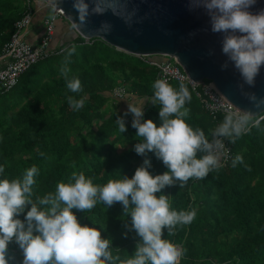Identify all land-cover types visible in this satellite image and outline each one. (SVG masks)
Masks as SVG:
<instances>
[{"label":"trees","instance_id":"obj_1","mask_svg":"<svg viewBox=\"0 0 264 264\" xmlns=\"http://www.w3.org/2000/svg\"><path fill=\"white\" fill-rule=\"evenodd\" d=\"M24 12V0H0V58ZM73 44L76 51L69 57ZM66 59L82 92L73 93L66 87L60 74ZM157 79L156 68L98 39L86 43L79 36L53 50L0 97V166L5 168L0 179L22 178L26 169L35 166V199L55 192L59 182H70L73 172H82L103 186L109 179L131 178L145 159L150 160L149 171L154 176L168 171L153 153L140 156L134 151L141 141L132 121L126 123L125 133L118 131L116 120L124 114L118 112L112 96L115 88L125 86L131 94L149 100ZM184 84L191 94L185 105L190 113L184 119L211 140L209 130L215 129L224 115L212 117L189 84ZM170 85L179 90L180 83ZM69 96L87 99L82 108L73 110ZM147 119L159 125V105L148 102L144 109ZM227 141L234 157L241 155L243 163L232 167L231 161L203 180L189 179L184 187L177 182L156 194L168 196L173 210L196 212L192 223L177 227L174 235L164 230V238L183 252L180 264H264V121L258 127L250 126L235 143ZM30 207L18 218L23 220ZM106 207L97 203L89 212L73 211L82 225L98 228L103 238L112 241L113 255L121 260L130 258L140 240L130 230L131 217L124 215L119 202ZM9 255L15 256L12 264H22L23 255L15 242L9 245Z\"/></svg>","mask_w":264,"mask_h":264},{"label":"clouds","instance_id":"obj_2","mask_svg":"<svg viewBox=\"0 0 264 264\" xmlns=\"http://www.w3.org/2000/svg\"><path fill=\"white\" fill-rule=\"evenodd\" d=\"M257 4L258 0H188V10L203 9L209 17L211 32L222 34L221 53L227 59L221 70L231 65L239 73V88L253 108L227 111L223 121L209 130L212 136L209 140L202 129H193L184 119L190 113L185 107L191 100L188 87L181 82L177 91L167 81L157 79L151 85L153 95L147 101L159 105V125L152 119L144 120V100L129 103L116 124L118 131L125 133L124 117L132 114V127L141 141L135 144L134 151L140 156L153 153L168 171L154 176L149 171L150 160L145 159L131 178L109 179L103 186L94 184L82 172H73L70 182H59L55 192L35 199L33 185L38 174L35 166L26 169L22 178L0 179V264L15 261V256L9 255L13 242L22 252V264H180L183 252L164 238V230L169 236L174 235L177 227L192 223L196 212L173 210L168 196L156 194L177 182L184 187L189 179L203 180L213 170L224 167L221 160L226 153L221 138L235 143L250 126L258 127L264 121L261 115L264 97L245 90L246 86L255 88L264 69V8L252 11ZM72 7V27L81 32L90 16L104 15L109 9L117 14L115 4L109 0H72ZM134 15L122 19L131 26ZM111 31L112 25L107 21L94 29L104 36ZM75 51L73 44L68 56ZM67 64L66 59L60 68L66 87L73 93L82 92L80 80L70 75ZM67 99L73 110H79L87 97ZM199 153L203 155L198 156ZM241 163L243 157L237 154L231 166ZM4 172L5 168L0 166V174ZM118 202L124 215L131 217L130 230L140 237L134 253L125 260L113 255L110 239L103 238L98 228L82 225L73 211L89 212L97 203L108 208ZM29 205L24 219L18 218Z\"/></svg>","mask_w":264,"mask_h":264},{"label":"water","instance_id":"obj_3","mask_svg":"<svg viewBox=\"0 0 264 264\" xmlns=\"http://www.w3.org/2000/svg\"><path fill=\"white\" fill-rule=\"evenodd\" d=\"M35 1L45 3L50 10H60L64 13V19L73 25L72 0ZM109 2L115 4L117 14L109 9L104 15L90 16L84 32L73 28L79 36L85 40H101L133 56L173 58L196 84L209 81L237 109L253 108L241 93L239 73L231 65L227 70H221V65L227 59L221 53L222 34L211 32L209 17L203 9L189 11L188 0H109ZM260 8H264V0H258L252 11ZM131 13L135 15L129 26L122 17ZM104 21L112 25V31L107 36L94 32V29L99 28ZM245 90L264 97V69L257 77L255 88L249 89L246 86ZM256 118L258 117H254Z\"/></svg>","mask_w":264,"mask_h":264},{"label":"built area","instance_id":"obj_4","mask_svg":"<svg viewBox=\"0 0 264 264\" xmlns=\"http://www.w3.org/2000/svg\"><path fill=\"white\" fill-rule=\"evenodd\" d=\"M24 6V17L17 22L16 33L11 42L7 44L4 55L0 58V97L14 89L21 76L32 66L53 53L51 45L56 33V24L59 19L64 18L63 12L53 10V14L43 20L45 32L42 39L37 45H32L27 41V35L35 18V7L32 0H24ZM89 42L90 40H86V43ZM135 57L145 64L156 68L158 70V79H163L169 84L173 82L189 84L196 96L201 99L204 110L215 119L218 115H225L227 111L238 110L220 94L212 83L196 84L190 80L175 59L164 56ZM129 93L127 87L120 86L114 89L112 96L116 100H123L130 95ZM131 121V118H125L126 123ZM221 139L224 144L223 152L226 153L221 162L226 167L231 163L234 154L227 139L223 137Z\"/></svg>","mask_w":264,"mask_h":264},{"label":"crops","instance_id":"obj_5","mask_svg":"<svg viewBox=\"0 0 264 264\" xmlns=\"http://www.w3.org/2000/svg\"><path fill=\"white\" fill-rule=\"evenodd\" d=\"M35 18L33 21L32 26L30 27L29 34L27 35V41L31 43L32 45H37L40 40L42 39L45 29L43 26V20L47 16L50 15V13L53 12V10H50L48 6L43 2H35ZM79 35L76 33V31L73 29V27L70 25V23L65 20L64 18H61L57 21L56 24V33L51 45L52 50H57L58 48L62 47L65 44H70L74 42ZM116 89V88H115ZM130 95L127 96V98L123 100H116L118 105V112L121 114H124V112L128 108L129 103H136L141 100L145 101V106L148 104V99H141L140 97L129 93ZM133 120L132 114L128 115Z\"/></svg>","mask_w":264,"mask_h":264},{"label":"rangeland","instance_id":"obj_6","mask_svg":"<svg viewBox=\"0 0 264 264\" xmlns=\"http://www.w3.org/2000/svg\"><path fill=\"white\" fill-rule=\"evenodd\" d=\"M53 14V12L52 13H50V15H52Z\"/></svg>","mask_w":264,"mask_h":264}]
</instances>
